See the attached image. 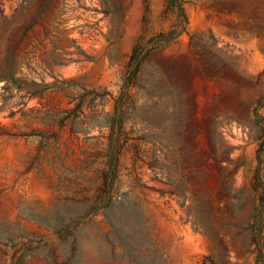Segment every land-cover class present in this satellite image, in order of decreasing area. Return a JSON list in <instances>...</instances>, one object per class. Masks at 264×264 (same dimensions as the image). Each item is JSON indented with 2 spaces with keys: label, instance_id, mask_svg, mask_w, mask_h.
Returning <instances> with one entry per match:
<instances>
[{
  "label": "rangeland",
  "instance_id": "obj_1",
  "mask_svg": "<svg viewBox=\"0 0 264 264\" xmlns=\"http://www.w3.org/2000/svg\"><path fill=\"white\" fill-rule=\"evenodd\" d=\"M46 1L0 0V264H264V0Z\"/></svg>",
  "mask_w": 264,
  "mask_h": 264
},
{
  "label": "trees",
  "instance_id": "obj_2",
  "mask_svg": "<svg viewBox=\"0 0 264 264\" xmlns=\"http://www.w3.org/2000/svg\"><path fill=\"white\" fill-rule=\"evenodd\" d=\"M172 8L174 11L177 13L178 18L180 21L186 20L185 12H184V6L182 0H169ZM50 0L46 1V5L43 7L42 10L45 9L47 5H49ZM182 30H172L168 33L160 34L159 35V41L162 42H170L171 40L174 39L176 35H178ZM155 40V39H153ZM158 41V40H157ZM147 52L140 51L139 49L134 50L133 54L130 57V60L128 62V68L124 77V86L125 88H129L131 85H134L136 82V79L138 77V74L140 72V69L142 67L143 62L147 58ZM13 52H11V57H13ZM8 76L10 78L13 77V73L11 68L8 69ZM264 106V101L261 99L257 102V104L254 107V113L257 118V120L261 123H263L264 126V121L263 117L260 115L259 110ZM254 185L258 188H261L264 191V181L261 177L260 172H258L255 176L254 180Z\"/></svg>",
  "mask_w": 264,
  "mask_h": 264
}]
</instances>
